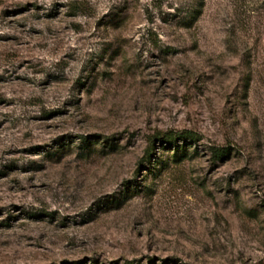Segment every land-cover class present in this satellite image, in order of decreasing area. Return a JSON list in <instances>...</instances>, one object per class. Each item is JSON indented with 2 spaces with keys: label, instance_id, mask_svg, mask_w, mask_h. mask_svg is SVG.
I'll return each mask as SVG.
<instances>
[{
  "label": "rangeland",
  "instance_id": "374dc122",
  "mask_svg": "<svg viewBox=\"0 0 264 264\" xmlns=\"http://www.w3.org/2000/svg\"><path fill=\"white\" fill-rule=\"evenodd\" d=\"M0 264H264V0H0Z\"/></svg>",
  "mask_w": 264,
  "mask_h": 264
},
{
  "label": "trees",
  "instance_id": "16d2710c",
  "mask_svg": "<svg viewBox=\"0 0 264 264\" xmlns=\"http://www.w3.org/2000/svg\"><path fill=\"white\" fill-rule=\"evenodd\" d=\"M180 137L184 140V141H197V138L195 137V135L193 133H189V132H184L182 135H180ZM160 139V142H164V143H173L174 140H175V137L174 136H164L162 139L161 138H158ZM215 157L217 158H222V157H225V150H216L215 152Z\"/></svg>",
  "mask_w": 264,
  "mask_h": 264
}]
</instances>
